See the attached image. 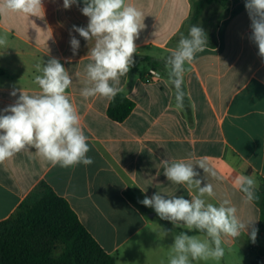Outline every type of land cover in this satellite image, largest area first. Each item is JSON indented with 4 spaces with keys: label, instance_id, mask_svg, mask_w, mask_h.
Segmentation results:
<instances>
[{
    "label": "crops",
    "instance_id": "0c3cea01",
    "mask_svg": "<svg viewBox=\"0 0 264 264\" xmlns=\"http://www.w3.org/2000/svg\"><path fill=\"white\" fill-rule=\"evenodd\" d=\"M196 1L128 0L144 12L145 28L135 41L136 69L121 77L120 93L134 105L121 122L108 117L109 99L84 100L79 94L91 47V42L73 31L74 25L88 24L89 18L80 10L83 0L69 9L63 7V0H42L40 17L0 16V36L7 37V49L0 47V115L18 99L19 92L16 97L10 95L14 88L30 93L39 90L34 65L57 58L73 76L67 93L88 137L87 155L94 159L90 166L62 168L31 149L0 163V222L44 182L68 203L116 264H168L173 235L187 229L174 228L152 208L138 209L125 192L139 200L158 191L190 198L186 186L167 180L161 161L195 162L207 157L224 177L223 181L207 178L216 192L214 198H206L208 202L231 199L241 219L256 220L258 232L255 243L248 235L225 237V255L220 261L193 264H264V224L258 208L259 179H264V59L250 38L245 0H211L198 17L196 25L205 30L208 46L192 65H186L183 110L175 106L174 88L168 83L164 64L153 69L139 61L143 56L163 60L177 46L181 34H186ZM71 36L80 41L75 56ZM150 70L158 76L147 78ZM196 171L204 176L198 166ZM239 175L256 181L257 199L252 203H245L243 193L233 185V178ZM204 183L207 181L201 186ZM163 230H170L169 234L163 237Z\"/></svg>",
    "mask_w": 264,
    "mask_h": 264
},
{
    "label": "clouds",
    "instance_id": "9594fccd",
    "mask_svg": "<svg viewBox=\"0 0 264 264\" xmlns=\"http://www.w3.org/2000/svg\"><path fill=\"white\" fill-rule=\"evenodd\" d=\"M79 3L80 0H63V7L69 9ZM83 5L80 10L89 18L87 27L74 25L73 31L89 44L91 42V47L87 54L89 62L84 67V86L79 94L84 100H112L123 90L120 87L121 77H127L135 65L134 56L138 54L135 41L145 28V14L128 0H83ZM245 8L251 20L250 38L258 46L259 56L264 59V0H245ZM43 11L42 0H0V16L18 14L40 17ZM70 45L75 56L80 41L71 36ZM6 46L7 37L0 36V47L7 49ZM207 46L205 30L193 24L187 35L181 34L177 46L163 57L167 80L174 88L175 106L179 110L184 109L187 96L183 87L186 65H192L197 54L204 52ZM34 67L39 73L34 77L39 90L30 93L14 88L10 95L16 97L19 92L18 99L4 108V114L0 115V163L23 151L35 149V153L52 166L92 165L94 159L87 155L90 151L88 137L84 134L77 108L67 93L72 87L73 76L57 58H50L47 63L42 61ZM161 164L167 180L186 186L190 194V198H185L184 195L167 196L158 191L138 201L154 209L161 220L170 221L174 228L187 229L173 235L168 264L218 262L225 255V237L238 239L248 235L255 243L258 232L256 220L241 219L237 207L227 197L218 204L206 199L216 196L214 186L207 178L224 179L210 165L207 157L195 162L165 159ZM197 166L203 170V177L196 171ZM204 180L207 183L201 186ZM233 185L243 193L245 203L257 199L253 177L236 176ZM169 231L163 230V237ZM190 232L202 233L205 238Z\"/></svg>",
    "mask_w": 264,
    "mask_h": 264
},
{
    "label": "trees",
    "instance_id": "16d2710c",
    "mask_svg": "<svg viewBox=\"0 0 264 264\" xmlns=\"http://www.w3.org/2000/svg\"><path fill=\"white\" fill-rule=\"evenodd\" d=\"M211 0H197L188 20V28L195 24ZM135 65L131 69L135 70ZM139 61L153 69L164 64L143 56ZM133 102L122 93L110 100L107 115L123 121L133 109ZM259 220L264 224V179H259ZM126 198L138 209L144 210L139 199L129 191ZM189 234H202L190 232ZM0 264H116L91 234L83 227L68 203L57 196L44 182L17 207L6 220L0 222Z\"/></svg>",
    "mask_w": 264,
    "mask_h": 264
},
{
    "label": "built area",
    "instance_id": "2783aa9c",
    "mask_svg": "<svg viewBox=\"0 0 264 264\" xmlns=\"http://www.w3.org/2000/svg\"><path fill=\"white\" fill-rule=\"evenodd\" d=\"M158 74L153 71V70H150L148 73H147V78H150V77H157Z\"/></svg>",
    "mask_w": 264,
    "mask_h": 264
},
{
    "label": "rangeland",
    "instance_id": "374dc122",
    "mask_svg": "<svg viewBox=\"0 0 264 264\" xmlns=\"http://www.w3.org/2000/svg\"><path fill=\"white\" fill-rule=\"evenodd\" d=\"M231 264H235V261H232V263Z\"/></svg>",
    "mask_w": 264,
    "mask_h": 264
}]
</instances>
